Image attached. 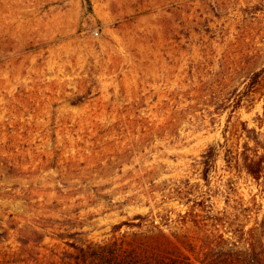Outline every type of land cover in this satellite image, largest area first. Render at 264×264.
Wrapping results in <instances>:
<instances>
[{
	"label": "rangeland",
	"instance_id": "obj_1",
	"mask_svg": "<svg viewBox=\"0 0 264 264\" xmlns=\"http://www.w3.org/2000/svg\"><path fill=\"white\" fill-rule=\"evenodd\" d=\"M263 103L264 0H0L1 259L114 236L186 250L202 193L264 221V178L236 165Z\"/></svg>",
	"mask_w": 264,
	"mask_h": 264
},
{
	"label": "trees",
	"instance_id": "obj_2",
	"mask_svg": "<svg viewBox=\"0 0 264 264\" xmlns=\"http://www.w3.org/2000/svg\"><path fill=\"white\" fill-rule=\"evenodd\" d=\"M249 130L256 135L254 140L261 151L257 149V152H250L243 149L236 165L242 166L249 176L261 182L264 178V103L256 127ZM215 155L213 146L202 154L206 180L209 179L208 171L215 161ZM242 197L237 193L233 197L227 194L221 210H216L203 193L185 201L188 207L178 215L177 223L183 227L186 235L191 236L187 240L186 250H180L178 245L173 249L166 246L154 248L151 245L139 253L135 246L125 245L121 238L114 236L110 241L67 243V246L55 242L46 247L40 257L38 255L41 252H37L33 263L23 264H264V240L258 238L257 232V229L262 228L261 232L264 233V221H255L254 225L247 227V219L251 218L239 207ZM149 216L136 214L134 218L147 220ZM152 218L147 220V225L153 223L155 229L158 227L154 224L156 215L152 214ZM129 225L142 227V223ZM193 231L196 232V238ZM194 238L196 242L193 241ZM21 252L27 253L29 250L21 248ZM6 254L0 249V264H5L1 256L5 257Z\"/></svg>",
	"mask_w": 264,
	"mask_h": 264
}]
</instances>
